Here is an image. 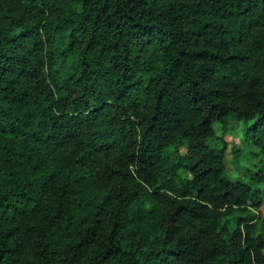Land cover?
I'll return each mask as SVG.
<instances>
[{
  "label": "trees",
  "instance_id": "trees-1",
  "mask_svg": "<svg viewBox=\"0 0 264 264\" xmlns=\"http://www.w3.org/2000/svg\"><path fill=\"white\" fill-rule=\"evenodd\" d=\"M249 119L264 0H0V264H264Z\"/></svg>",
  "mask_w": 264,
  "mask_h": 264
},
{
  "label": "rangeland",
  "instance_id": "rangeland-1",
  "mask_svg": "<svg viewBox=\"0 0 264 264\" xmlns=\"http://www.w3.org/2000/svg\"><path fill=\"white\" fill-rule=\"evenodd\" d=\"M257 20L256 18L254 19ZM256 28H259V23H253ZM253 25V26H254ZM121 116L128 120H135L132 115L131 106L128 101H124L121 108ZM252 119L247 121H239L233 126L229 127L224 134L225 148L223 150V162L226 173L232 178L241 181H246L249 178L255 176L258 173L264 174V155L257 144L253 142L251 132L249 131V123ZM127 121L124 120V123ZM214 131L217 137L222 138L223 134L220 130L218 122L214 123ZM219 138L217 139L218 147L220 146ZM232 145L236 148H240V152L237 156L233 155L231 148ZM261 188L257 201L259 202L258 209L254 210V221L256 223L257 230L261 231L264 235V180L258 183ZM75 199L73 193L67 195V206L73 207ZM158 231L147 229L144 234L147 235L149 241L152 237L157 235Z\"/></svg>",
  "mask_w": 264,
  "mask_h": 264
}]
</instances>
